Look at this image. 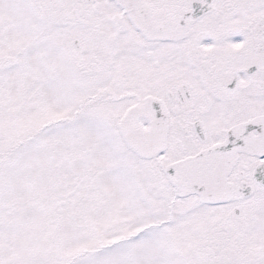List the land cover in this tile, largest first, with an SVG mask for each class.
<instances>
[{
	"label": "snow or ice",
	"instance_id": "obj_1",
	"mask_svg": "<svg viewBox=\"0 0 264 264\" xmlns=\"http://www.w3.org/2000/svg\"><path fill=\"white\" fill-rule=\"evenodd\" d=\"M0 264H264V0H0Z\"/></svg>",
	"mask_w": 264,
	"mask_h": 264
}]
</instances>
